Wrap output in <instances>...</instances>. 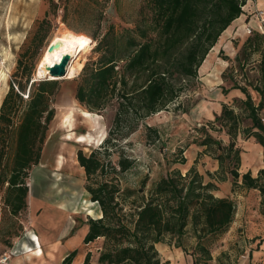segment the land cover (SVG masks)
I'll return each mask as SVG.
<instances>
[{
	"label": "trees",
	"instance_id": "obj_1",
	"mask_svg": "<svg viewBox=\"0 0 264 264\" xmlns=\"http://www.w3.org/2000/svg\"><path fill=\"white\" fill-rule=\"evenodd\" d=\"M121 1L113 0L116 10ZM137 1L134 16L120 27L107 22L101 0L87 3L96 14V32L86 33L95 46L75 78V99L86 111L99 116L111 112V118L108 136L101 145L89 154L83 150L77 153L86 175V191L101 212L98 219L88 218L83 243L102 241L97 264H167L156 245L169 237L175 247L192 256L193 264H211L213 257L207 243L230 229L237 212L234 200L216 197L217 185L205 183L196 167L185 174L179 167L168 169L152 182L144 197L149 176L138 190L123 184L138 162L124 152L122 143L141 130L147 143L156 145L161 141V131L152 120L167 112L193 83L200 81V67L222 34L245 13L250 0ZM51 7L55 13L57 5L52 2ZM66 14L62 22L70 28ZM37 20L36 35H45L52 28L48 14ZM103 27L105 31L101 32ZM262 57L260 71L264 78V51ZM23 63L18 60L0 106V258L13 250L16 239L24 233L21 217L29 207L30 172L40 163L60 92L59 80H37L35 67ZM234 88L246 95V100H240L241 108L251 121L242 135L245 139L255 138L264 148V83L253 87L261 97L258 105L247 87L234 84ZM240 119V114L225 104L222 114L209 122L208 128L195 127L191 137L202 138L197 140L206 150L217 147L215 160L220 169L228 164L234 187L241 183L246 190L259 192L264 217V168L256 178L250 172L239 173L241 149L236 140L241 132ZM223 130L230 136L227 146L211 134ZM190 145L192 142L187 140L179 146L176 156L180 159L175 165H186L183 155ZM224 181L226 178L220 179ZM139 197L143 200L138 203ZM130 198L134 200L128 210L124 203ZM187 234L196 240L192 251L184 245ZM255 241L260 251L264 238ZM76 254L71 252L62 264H73ZM92 256L88 252L83 264H92ZM249 257V264H257L252 250Z\"/></svg>",
	"mask_w": 264,
	"mask_h": 264
},
{
	"label": "rangeland",
	"instance_id": "obj_2",
	"mask_svg": "<svg viewBox=\"0 0 264 264\" xmlns=\"http://www.w3.org/2000/svg\"><path fill=\"white\" fill-rule=\"evenodd\" d=\"M44 1L48 7L46 14H48V18L51 21L52 28L45 35L43 32L36 35L38 20L33 22V16L38 10L40 0H0V82L2 80V85L0 86V106L7 92L8 84L11 82L13 74L17 69L18 60L22 59L23 64L28 68L35 67L34 77L38 78V69L42 58L49 43L55 36L67 31L72 32V29L75 32L77 31L76 33L84 35L96 32L97 22L94 19L96 14L92 12L91 7L87 6L88 0ZM101 1L103 2L104 10H106L105 19L107 22L116 24L118 27L124 25L127 19L133 17L138 7L137 0H122L121 5L118 6V10L113 6V0ZM52 2L57 5L55 13L53 11L54 8L51 7ZM258 11L253 7L250 10V17L256 16L255 19H257ZM65 12H67L66 19L71 30L62 22ZM103 22L106 23L105 20ZM8 28L11 31V35L13 34L11 38L6 34ZM103 31H105L104 27L101 32ZM94 46L95 43L93 45V42H91L90 48L82 52L73 64L82 62L84 66L88 58L91 57ZM223 57L227 58L226 56ZM223 57L219 59L220 63L222 61L224 65H227L223 76L227 79L229 78L233 84L247 87L251 92L254 103L259 104L260 95L253 91V87L262 86L264 83V78L260 71L261 57L258 54L252 55L248 52H242L237 59H231L228 62L227 60L224 61ZM59 83L60 92L55 103L56 116L58 113L57 105L62 99L71 102V105H75L76 109L85 110L75 99L76 79L70 81L64 78L60 79ZM200 89H202V86L200 82L196 81L180 97L177 103L169 107L167 112L155 116L153 120L162 134V139L159 143H156V145L147 143L143 130L122 143L124 152L136 158L138 162L137 169L128 175V179L123 181L124 186L128 184V187L132 188V190H138L137 188H140L142 185L141 181L146 176H149V182L144 189L143 195L147 197V192L152 182L159 179L168 169L179 167L185 173V170L188 169L187 165H175V161L180 159L176 156L178 150H181L179 146H183L188 140L201 147L198 140L202 138L191 137L193 134L191 132L195 127L202 128V126L208 124L207 122H203L195 126L185 125V129H182L183 113L199 103L203 98L200 95ZM179 105L180 107H178ZM234 106L237 109V113L240 114L242 133L243 129L251 124V121L248 120L247 114L241 108V101L235 103ZM262 115L264 116V113ZM56 116L50 126L40 163L30 172L28 181L30 189L28 198L29 207L27 212L21 217L24 222V233L20 238L16 239L15 245L29 233L39 235V230H43L50 235V227L45 223L46 217L53 216L60 219L62 217L58 211L60 209L66 215V219L58 226L64 232L60 238L64 237L65 239L68 238L67 236L71 229L75 228V233L82 230L89 217L98 219L101 216L98 205L91 202L90 195L86 191V175L84 169L78 163L77 153L79 150H83L86 154H89L106 139L111 112L96 120L97 126L93 131L90 130L88 123L79 124L76 133L78 135L89 133L93 137V142L89 144L66 141L64 139L65 132L58 131L55 126L58 123ZM79 122L84 121L80 119ZM54 127L55 131L53 130ZM215 129L218 130L217 127ZM103 136L104 138L101 139ZM62 147H67L71 150L70 153L76 159L77 164L73 169H67L65 172L59 173L55 170L53 163L56 160L58 151ZM216 148L214 146L213 149H203L202 153L197 155V168L199 167L198 169L203 174L205 183L213 182L217 185L218 189L217 192L215 191V194L230 195L231 192L236 193L234 195V202L237 206V212L230 229L226 233L212 238L207 243L213 257L211 264H249L251 262L249 257L251 250L253 251V261L257 264H264V249H260V251L256 249L257 241L255 240L258 237H254L260 234L264 235V225L259 215L261 214L259 192L246 190L241 183L234 187L233 184L220 182V179L228 178L227 173L230 174V168L227 163L219 171H215L214 167L211 166V159L215 160V156L218 154L215 151ZM188 155L190 154L185 151L183 156L188 157ZM194 156H196V153H194ZM113 160H117V155L113 156ZM57 178L65 179V183L60 185L55 182ZM238 182H241V179ZM58 185L60 186L59 188H57ZM138 199V203L143 200L141 197ZM132 200L134 199L130 198L126 199L125 203L123 202L128 210L132 206ZM90 209L93 210V214H89L88 210ZM33 219L35 220L33 221ZM53 226L55 227L56 224ZM101 242L99 240L87 247H81L82 252L92 251V264H97ZM174 243L175 241L168 237L164 242L156 245L161 260L167 262V264H193L192 256L186 254L182 248L175 247ZM195 244L196 240L191 234H187L184 237V245L188 250L192 251ZM12 251L8 254L11 258L15 256Z\"/></svg>",
	"mask_w": 264,
	"mask_h": 264
},
{
	"label": "crops",
	"instance_id": "obj_3",
	"mask_svg": "<svg viewBox=\"0 0 264 264\" xmlns=\"http://www.w3.org/2000/svg\"><path fill=\"white\" fill-rule=\"evenodd\" d=\"M253 7L256 8V10H264V0H250L247 3L244 7L245 13L239 19L235 20L233 24L222 34L217 45L211 50L205 62L200 67L199 82L202 86V89H200V95H202L203 98L199 103L190 108L188 112L183 113L184 118L181 123L183 127L182 129H185V125L195 126L199 125V123H209L215 121L216 116H220L222 114L223 106L225 104L234 108L237 113L234 101L246 100V95L239 89L234 88V84L229 78L227 79L223 76L227 65H224V62L222 61L220 63L219 59L226 56L227 58L223 57V60H227L228 62L231 59H237L242 52H248L252 55L258 54L259 57H261V64L263 59L262 53L264 51V23L255 19L256 16L250 17V10H252ZM46 11V2L44 0H40L38 10L33 16V22L42 18L46 14ZM6 34L10 38L13 36V34L11 35L9 28ZM1 85L2 80L0 82V86ZM224 89L228 92L224 93ZM249 93L251 94L250 91ZM65 106L67 108H74L78 121L85 117V114L96 116V120L101 118V116L92 114L86 110L76 109V107H74L75 105H71V102ZM57 108L59 109V105H57ZM262 113H264V109ZM261 117L264 116L261 115ZM152 124H156V122L152 120ZM249 126H251V124ZM178 127L180 128V126ZM211 134L214 138L221 141L224 146H227L230 143V136L225 130L220 133L211 132ZM236 144L241 149V166L239 173L243 175L250 172L252 176L256 178L259 171L264 168V148L257 143L255 138L245 139L241 132L237 137ZM203 149H206V147H199L192 143V145H190V147L186 150V153L188 152L191 157L188 158L185 156L188 168L185 170V173L191 167H196V169L201 173L198 169L199 167L197 168V155L202 153ZM194 153H196V156H194ZM211 166L214 167L215 171H219L220 169L219 162L216 160L211 159ZM54 167L56 171L63 172L61 169H58L56 165ZM230 176L231 174L227 173L228 178H226V181L223 182L224 184H233V178ZM58 179L61 178H57L55 182H57ZM61 180L65 182V179ZM59 187L60 186L58 185V188ZM235 194L231 192L230 195H215L218 198H230L234 200ZM58 211L62 216L60 219L59 217L44 216L46 217L45 223L51 230L50 235L43 230H39V235L33 233L25 235L23 239H20L16 243L12 251L15 256L11 258L9 264H62L63 260L73 251L77 252L73 264H83L87 253L92 252L90 250L88 252L81 251V247L89 246L83 243V239L88 231V225L86 224L78 233H75V228L71 229L67 239L64 237L60 238L64 232L61 228L59 229L58 226L62 223V221H64V219H66V215L63 210L60 209ZM259 215L262 219V224L264 225V217L261 214ZM34 220L35 219H33V221ZM55 224L56 226L54 227L53 225ZM32 235H35V238L37 239H34ZM254 237L264 238V235L260 234L257 236L255 235ZM26 247L31 248V251H27ZM261 249H264V244L261 246Z\"/></svg>",
	"mask_w": 264,
	"mask_h": 264
},
{
	"label": "bare ground",
	"instance_id": "obj_4",
	"mask_svg": "<svg viewBox=\"0 0 264 264\" xmlns=\"http://www.w3.org/2000/svg\"><path fill=\"white\" fill-rule=\"evenodd\" d=\"M90 44H91L90 37L84 34H77L71 31H67L61 35L55 36L49 43V46L47 47V50L42 58V61L38 69L39 76L40 77L46 76L48 74L49 68L58 64L64 56L70 55L72 57V60L67 66V75L65 79L70 81L74 80L77 77L78 73L82 70L83 63L77 62L75 65L73 63L75 59H77L80 56L82 52L90 48ZM68 103H70L68 100L62 99L58 104L59 105L58 115H57L58 123L55 125L57 130L65 132L64 139L66 141L76 142L79 144L92 143L93 137L89 133L78 135L76 133V130L79 124L88 123L90 130L93 131L94 128H96L97 126L96 125L97 121L95 119L96 116L85 114L86 118L85 117L82 118L83 119L82 121L84 122H79L77 120L76 112L74 111V108L72 107L67 108L65 106ZM53 130L55 131V127ZM70 151L71 150L68 149L67 147H62L56 155V160L53 163V166L56 165L58 169H61L63 172H65L67 169H71V168L73 169L77 163H76V159L71 155ZM189 156L190 155H188V157ZM63 172H59V173H63ZM57 183L61 185L64 184L65 182H63L61 179H58ZM88 211L89 214H93L92 209ZM32 236L34 239H37L35 238V235ZM26 249L27 251H31V248L29 247H26Z\"/></svg>",
	"mask_w": 264,
	"mask_h": 264
},
{
	"label": "water",
	"instance_id": "obj_5",
	"mask_svg": "<svg viewBox=\"0 0 264 264\" xmlns=\"http://www.w3.org/2000/svg\"><path fill=\"white\" fill-rule=\"evenodd\" d=\"M72 60V57L70 55H66L62 58V60L52 66L51 68L48 69V74L46 76H38L36 78L37 80H60L64 79L67 75V66Z\"/></svg>",
	"mask_w": 264,
	"mask_h": 264
},
{
	"label": "built area",
	"instance_id": "obj_6",
	"mask_svg": "<svg viewBox=\"0 0 264 264\" xmlns=\"http://www.w3.org/2000/svg\"><path fill=\"white\" fill-rule=\"evenodd\" d=\"M257 19L261 22L264 23V10H259L257 13ZM261 121L264 123V117H261ZM206 128L208 127L207 125H204ZM11 256L6 254L5 256L0 258V264H8L10 261Z\"/></svg>",
	"mask_w": 264,
	"mask_h": 264
}]
</instances>
